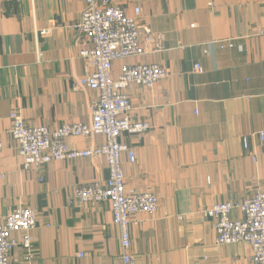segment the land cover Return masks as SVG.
I'll return each mask as SVG.
<instances>
[{
    "label": "crops",
    "instance_id": "crops-1",
    "mask_svg": "<svg viewBox=\"0 0 264 264\" xmlns=\"http://www.w3.org/2000/svg\"><path fill=\"white\" fill-rule=\"evenodd\" d=\"M112 1L130 16L140 7V23L150 29L145 53L115 62L114 74L136 62L169 70L151 89H128L131 117L151 127L121 137L136 154L135 163L123 156L126 186L159 201L131 225L136 264H248L250 245L219 244L214 219L202 221L196 211L264 190V0ZM85 7V0H0V223L20 207L37 212L31 249L22 231L13 232L10 264H123L110 201L69 202L79 185L108 179L106 158L25 168L10 133L13 110L28 125L52 129L91 120L98 92L74 88L92 70L75 26ZM230 38L234 48L219 46ZM103 141L67 138L76 149Z\"/></svg>",
    "mask_w": 264,
    "mask_h": 264
},
{
    "label": "built area",
    "instance_id": "built-area-1",
    "mask_svg": "<svg viewBox=\"0 0 264 264\" xmlns=\"http://www.w3.org/2000/svg\"><path fill=\"white\" fill-rule=\"evenodd\" d=\"M86 7L80 21L75 25L86 38L88 46L80 54L91 63L92 70L79 77L74 88L85 87L98 92L91 106L89 122H68L52 129L48 126H32L25 123L17 110L10 113L12 137L18 143L25 168L42 169L52 161L73 160L104 156L109 177L105 182L91 181L79 185L69 197L70 204L110 201L113 222L118 226L121 238L123 264H136L131 253L130 228L138 213L153 214L158 208V197L153 192L128 189L125 182L123 156L135 163L136 154L131 146L121 140L124 133L143 135L150 129L147 120L131 117L132 103L128 94L131 84L151 89L169 76V70L157 63H123L115 75L114 63L145 53L140 7L130 16L125 9L112 0H85ZM46 33V30L43 31ZM221 48H234V39L217 41ZM1 66V61H0ZM195 68L200 69V64ZM101 135L104 141L86 149L71 147L67 138ZM264 140V131L260 133ZM248 147V140L243 139ZM255 158V157H254ZM239 210L242 217L233 218ZM196 215L202 221L214 219L216 241L219 244L245 242L252 254L248 264H264V190L257 188L254 196L242 201L217 202L200 207ZM37 226V212L30 207H20L10 212L0 223V264H10V255L17 242L13 232L22 231V245L31 249L32 231Z\"/></svg>",
    "mask_w": 264,
    "mask_h": 264
}]
</instances>
